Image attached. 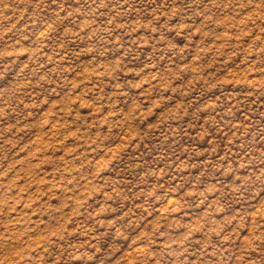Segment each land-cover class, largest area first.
I'll return each mask as SVG.
<instances>
[{
    "label": "rangeland",
    "instance_id": "rangeland-1",
    "mask_svg": "<svg viewBox=\"0 0 264 264\" xmlns=\"http://www.w3.org/2000/svg\"><path fill=\"white\" fill-rule=\"evenodd\" d=\"M0 264H264V0H0Z\"/></svg>",
    "mask_w": 264,
    "mask_h": 264
},
{
    "label": "bare ground",
    "instance_id": "bare-ground-1",
    "mask_svg": "<svg viewBox=\"0 0 264 264\" xmlns=\"http://www.w3.org/2000/svg\"><path fill=\"white\" fill-rule=\"evenodd\" d=\"M195 66V65H194Z\"/></svg>",
    "mask_w": 264,
    "mask_h": 264
}]
</instances>
